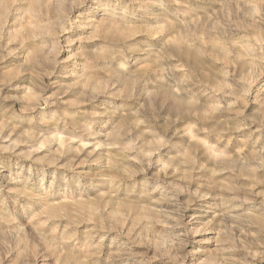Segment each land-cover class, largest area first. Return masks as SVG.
Returning <instances> with one entry per match:
<instances>
[{"label": "rangeland", "instance_id": "374dc122", "mask_svg": "<svg viewBox=\"0 0 264 264\" xmlns=\"http://www.w3.org/2000/svg\"><path fill=\"white\" fill-rule=\"evenodd\" d=\"M0 264H264V0H0Z\"/></svg>", "mask_w": 264, "mask_h": 264}]
</instances>
